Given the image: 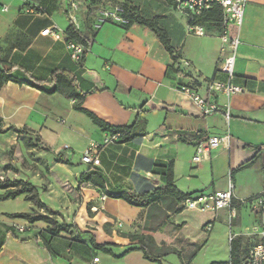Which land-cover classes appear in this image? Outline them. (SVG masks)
Instances as JSON below:
<instances>
[{"label": "crops", "instance_id": "0c3cea01", "mask_svg": "<svg viewBox=\"0 0 264 264\" xmlns=\"http://www.w3.org/2000/svg\"><path fill=\"white\" fill-rule=\"evenodd\" d=\"M125 2L138 7L145 18L162 17L161 26L168 32L175 51L172 56L145 26L128 25L126 20L112 18L101 21L104 12L121 8ZM71 3L78 9L74 14L77 28L92 41L83 64L71 58L64 40L42 35L45 29L55 27L66 33L72 15L68 11ZM160 4L156 0L95 3L90 0H23L18 10L9 8L10 12L0 13V60L11 69L10 75L25 82L22 85L8 82L0 90L4 129L11 126L28 129L43 147L50 148L54 155L62 154L66 161H70L69 156H65L67 151L82 152L97 146L99 165L94 166L102 170L113 190L140 194L152 189L153 165L159 160L174 163L175 186L185 194L202 193L208 188L212 192L225 189L226 185L215 181L214 172L212 176L205 175L202 181L199 176L205 170L203 164L213 163L214 169L213 152L215 159L227 149L232 156L231 133L238 137L235 145L239 152L241 148L248 149L251 156L252 149L256 148L257 160L264 155V130H261L264 125V0L247 2L242 22V26L246 25L239 34L233 78V83L243 91L231 97L208 90L212 82L228 81V76L221 71L225 57L221 31L206 28L203 37L189 34L187 20L175 10L174 4L170 0H166L165 5ZM28 9H36L38 13H29ZM57 70L67 71L76 79L79 92L85 95L82 102L85 109L114 126H132L138 119L143 120L145 135L128 143H118L119 137L103 133L87 116L74 110V99L60 92L48 93L52 90L48 81ZM180 85L196 88L202 97L221 108L229 104L231 119L227 121L222 112L204 116L197 105L178 90ZM221 123L228 125L229 134L219 129ZM20 135L17 134L21 139ZM209 137H229V145L222 144L212 150L209 158L194 162L198 145L205 144ZM84 164L86 169L75 173L74 185H65L66 190H70L66 198L68 205L63 211L67 215L60 220L66 223H59L73 226L69 211H78L80 218L75 223L83 234L76 237L62 233L52 242L56 253L52 254L39 236L48 229L46 223L29 224L25 220L15 222L0 217V264L146 263L139 242L120 236L117 228L120 226L138 235V226L146 223L149 208L109 198L90 183L80 184L81 175L92 165ZM194 165L196 170L192 171ZM185 166L188 174L183 173ZM229 167V179H232ZM232 182L236 199L240 201L257 196L263 188L262 184L255 192L240 197L235 176ZM160 207L169 215L161 226H181L183 236L196 243L187 235L189 222L173 221L185 210L173 213L167 206ZM42 211L39 213L45 214ZM227 212L214 214L204 222L203 231L210 234L217 219L228 217ZM209 223L211 231L206 230ZM14 225L30 229L19 233ZM73 231L74 228H69V232ZM153 238L159 246L155 234ZM94 243L106 245L111 253L95 249Z\"/></svg>", "mask_w": 264, "mask_h": 264}, {"label": "rangeland", "instance_id": "374dc122", "mask_svg": "<svg viewBox=\"0 0 264 264\" xmlns=\"http://www.w3.org/2000/svg\"><path fill=\"white\" fill-rule=\"evenodd\" d=\"M3 1L10 8V11L18 10L23 4V0ZM156 1L161 3L160 5L166 4V0ZM68 11L71 14H75L78 12V9L74 8L73 3H71L68 7ZM112 12L121 15V12H118L116 7L112 9ZM174 20L175 19L172 17V22H175ZM245 25L246 23L241 26V30H244ZM219 129L229 134L227 124L221 123ZM261 130H264V125L261 126ZM231 134L233 135L232 156H229L230 152L227 149L221 153L218 159H215V154L213 152L214 169L211 167L213 163L209 162L203 164L205 165V170L203 173H200L199 177L200 181H202L205 175L212 176L214 172L215 181L226 185L225 189L219 191H226L229 184L230 165L232 168L231 170L235 171L234 174H231V177L232 179L234 176L236 178L238 187L237 195L242 197L244 194L255 192L262 187L264 155L260 156L259 160H257L256 148L252 149L253 155L251 156L247 153L250 152L248 149L241 148L242 152H239L235 145L238 141V137L235 133ZM21 135L22 138L20 139L15 133H0V179L9 181L22 180L31 183L38 190L42 202L47 204L53 211L61 212L52 216V219L56 220L58 224L62 222L66 223L65 220H60L62 216L66 217L67 215L66 212L63 211H65V207L68 205L66 198L70 190L67 191L65 185H74L75 173L82 168L86 169V164H84L82 160L86 150L82 152L75 151L73 153L67 151L65 156H69L70 164H61L57 162V155L43 150V145L40 140L37 139V136L30 132H24ZM151 137H153V135ZM29 143H31L32 146H29ZM194 158L195 156L193 157V161ZM215 160L217 161L215 162ZM243 165H251L253 167L243 172L237 171ZM193 167L192 171H195L196 166L194 165ZM183 173L188 174L186 166L183 168ZM212 191L211 188H208L202 191V193L208 194ZM3 193V191H0V195ZM241 200L244 201L247 200V198ZM35 208L34 205L27 202L23 197H19L15 200H0V217L1 220L21 222L23 221L22 219H13L10 215L35 212L33 211ZM38 211L40 212L42 210ZM42 212L45 213L44 211ZM69 212L72 214L74 220L73 226L69 228H74V231H67V233L79 237V234L83 233L75 223V221L80 218L77 213L78 211L73 212L70 210ZM227 213L228 217L222 216V218L216 220L213 225V231L210 234L204 232L202 226L204 222H208L209 218L214 217V214H201L197 211L185 209L181 216L174 218L173 221L189 222L187 235L193 239L194 242L203 245V249L191 264H230V236H233V238L244 236L253 241H260V244L264 245V218L252 210L250 202H241L240 208L236 211L235 218L231 220L229 219V212ZM146 223L138 226L139 231L136 232L138 235L144 233ZM62 227L65 226L62 225ZM118 227L117 233L120 236L126 237L133 235L131 232L128 233V230L120 226ZM180 229L181 226H175L173 228L169 224L163 227L160 226L156 233H154L159 244V246L156 245V247H153L155 249V251L153 249L154 253H158V251H161L164 247L174 248L181 251L187 261L189 255L195 251V246L191 244L190 240L183 236ZM145 264H182V262L177 254L170 253L162 257L160 261L147 259Z\"/></svg>", "mask_w": 264, "mask_h": 264}, {"label": "trees", "instance_id": "16d2710c", "mask_svg": "<svg viewBox=\"0 0 264 264\" xmlns=\"http://www.w3.org/2000/svg\"><path fill=\"white\" fill-rule=\"evenodd\" d=\"M90 1L92 3H95V1L100 2V0ZM170 2L173 3L172 0H170ZM121 9V17L128 22V25L139 24L147 27L156 35L164 49L171 56L174 54L175 51L172 46V41L169 37V34L161 26L162 17H154L151 19L145 18L142 15L140 9L130 2H125L122 5ZM69 20L70 26L66 30L68 39L74 40L77 43L84 45L87 49L83 54L82 60L80 61V63L83 64L85 56L92 45L91 37L89 38L84 36L83 33L80 32V30L76 27L73 20ZM222 21L223 9L219 4L214 3L211 9L198 17L194 21V23L203 24L207 29L210 30L216 29L221 31ZM10 72L11 69L5 67L4 62L0 60V90L8 82H14L21 85L25 84V82L10 75ZM48 83L52 86V90L48 93L52 94L60 92L66 94L69 98L74 99V110L87 116L91 120V122L96 125L103 133H109L112 136L117 134L120 135L118 143H128L137 137L145 135V121L143 120L138 119L132 126H114L101 119L93 112L85 109L82 106L85 95L79 92L76 79L72 77L71 74L67 71H55ZM30 85L36 86L35 84ZM9 131H13L17 134H22L24 132H27L28 129H17L14 126L4 129V121L0 117V133H7ZM29 144V146H32L31 143ZM43 150L52 153L50 148L46 146L43 147ZM57 162L70 164L69 161L64 160L62 154L57 155ZM250 166L251 165H243L237 171H241ZM234 173L235 171H231V174ZM152 176L154 177L153 188L146 192L138 194L126 190L118 191L113 190L109 187L108 180L102 170L92 164L89 170L81 175L80 184L90 183L100 188V190L109 198L123 200L134 207L149 208L144 233L141 235L128 236L131 241L139 242L140 250L144 253V257L146 259L152 261H160L162 257H165L170 253H175L179 256L182 264H191L193 259L197 256L198 252L202 249V244L191 243L193 246H195V251L189 255V258L186 261L182 253L174 248L164 247L161 249V251H158V253L155 254V249L153 247H156V244L153 238V234L159 229L162 222L166 218H169V215L161 210L160 205L167 206L173 213H181L186 209V201L197 193L185 194L175 186L174 163L172 161H156L153 165ZM0 191L4 192L0 195L1 201L15 200L19 197L24 196V199L27 202H30L39 210H44L45 214L25 212L16 213L10 216L13 219L25 220L29 224H36L38 222L46 223L48 225V229L46 231H41L39 233V236L43 242V245L48 248L52 252V254H56L52 249V242L62 233H67V231H69V227H62L56 220L52 219V216L57 215L58 213L50 210L47 205L41 201L38 190L35 188V186H33L29 182L22 180L9 181L0 179ZM250 199L252 198H249L247 200L249 201ZM241 202L242 201L238 199H234L233 206L236 207V210L240 208ZM11 230H13V228H11ZM258 245H260V241H253L252 239L245 238L244 236H237L233 238L230 244V264H250V252L254 247ZM93 246L97 250H104L107 253H111L110 250L106 249V245H97L96 243H94ZM130 250H128V252Z\"/></svg>", "mask_w": 264, "mask_h": 264}, {"label": "built area", "instance_id": "2783aa9c", "mask_svg": "<svg viewBox=\"0 0 264 264\" xmlns=\"http://www.w3.org/2000/svg\"><path fill=\"white\" fill-rule=\"evenodd\" d=\"M175 10L187 20V30L189 34L203 37L206 35V27L203 24L194 23V21L202 14L211 9L214 3L219 4L223 9V21L220 38L224 45L223 51L226 53L221 65V71L228 76L227 82H212L208 86V90L216 94H222L225 97H231L239 94L243 89L233 83L234 66L237 57L238 47L240 45L239 34L243 22L244 12L248 0H172ZM74 8H77L73 4ZM9 7L0 0V13H7ZM118 12L122 13L121 8H117ZM29 13H38L36 9H28ZM109 18L119 19L125 21L121 15L116 12H104L102 22ZM71 19L75 23L74 14ZM76 25V24H75ZM77 27V26H76ZM42 35H51L55 40H64L66 47L72 59L80 62L83 58L84 52L87 50L84 45L77 43L74 40H69L66 33H62L57 27L53 30L45 29ZM178 90L189 97L195 105L201 110L204 116H211L222 112L225 119L229 121L232 117L231 107L229 104L224 107L218 106L216 103L209 102L202 97L198 90L189 85H180ZM114 138L120 135H114ZM229 145V137H209L205 144H200L197 147V153L194 158L195 162H201L205 158H209L212 150L217 149L220 145ZM98 147L93 145L83 155V162L87 164L99 165ZM236 199L235 186L232 179H229L228 189L226 191H214L208 194L197 193L189 198L185 207L190 211H197L201 214H217L222 210L229 212V219L235 218L236 207L233 206V201ZM242 202H250L252 210L264 217V169H263V188L260 194L256 197ZM14 229L19 233H25L30 228L29 226L14 225ZM207 231L212 230V224L206 226ZM233 236H230V242ZM250 264H264V245L260 244L254 247L250 252Z\"/></svg>", "mask_w": 264, "mask_h": 264}]
</instances>
